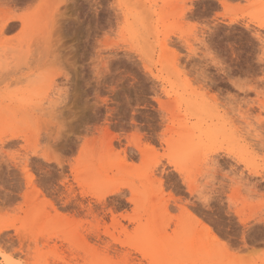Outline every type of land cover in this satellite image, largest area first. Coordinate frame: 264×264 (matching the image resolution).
<instances>
[{"label":"rangeland","instance_id":"374dc122","mask_svg":"<svg viewBox=\"0 0 264 264\" xmlns=\"http://www.w3.org/2000/svg\"><path fill=\"white\" fill-rule=\"evenodd\" d=\"M262 4L0 0V264H264Z\"/></svg>","mask_w":264,"mask_h":264},{"label":"snow or ice","instance_id":"6c2138e0","mask_svg":"<svg viewBox=\"0 0 264 264\" xmlns=\"http://www.w3.org/2000/svg\"><path fill=\"white\" fill-rule=\"evenodd\" d=\"M261 9H262V14H264V4L261 5ZM262 59H264V57H262Z\"/></svg>","mask_w":264,"mask_h":264},{"label":"bare ground","instance_id":"6f19581e","mask_svg":"<svg viewBox=\"0 0 264 264\" xmlns=\"http://www.w3.org/2000/svg\"><path fill=\"white\" fill-rule=\"evenodd\" d=\"M263 124V123H262ZM193 217V216H192ZM193 219H194V217H193ZM192 219V220H193ZM195 220H196V218H195ZM191 221V220H190ZM196 223H199V221H197ZM204 228H207V226H205ZM209 232V231H208ZM216 239V238H215Z\"/></svg>","mask_w":264,"mask_h":264}]
</instances>
